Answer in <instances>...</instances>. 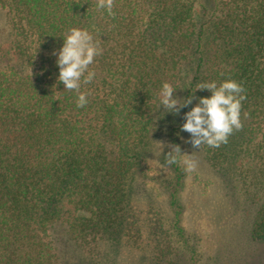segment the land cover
<instances>
[{"label":"trees","instance_id":"obj_1","mask_svg":"<svg viewBox=\"0 0 264 264\" xmlns=\"http://www.w3.org/2000/svg\"><path fill=\"white\" fill-rule=\"evenodd\" d=\"M135 1L114 0L108 16L96 0H0V264H60L50 240L61 235L81 245L118 238L151 143L164 129L177 145L192 106L159 117L163 82L188 87L178 97L212 80L242 85L240 129L202 147L225 173L238 157L258 158L253 177L264 189V0ZM70 27L88 29L102 50L83 108L54 63ZM252 234L264 239V201ZM166 252L156 264H172Z\"/></svg>","mask_w":264,"mask_h":264},{"label":"rangeland","instance_id":"obj_2","mask_svg":"<svg viewBox=\"0 0 264 264\" xmlns=\"http://www.w3.org/2000/svg\"><path fill=\"white\" fill-rule=\"evenodd\" d=\"M166 132H158L141 162L118 238L104 237L81 245L68 235L53 237L50 241L58 263L156 264L162 248L170 252L165 260L172 264H264V239L252 234L264 201V189H258L253 177L260 170L258 158L238 157L235 173L221 172L206 159L202 145L194 149L178 137L182 153L175 171L164 163V153L172 144ZM179 133L180 137L189 136ZM255 135L252 142L261 136ZM185 159L194 163L191 171L186 169ZM241 167L253 172L240 173ZM177 175H181L178 182ZM175 225L181 228L182 237Z\"/></svg>","mask_w":264,"mask_h":264},{"label":"clouds","instance_id":"obj_3","mask_svg":"<svg viewBox=\"0 0 264 264\" xmlns=\"http://www.w3.org/2000/svg\"><path fill=\"white\" fill-rule=\"evenodd\" d=\"M95 7L103 10L108 16H113L114 0H96ZM99 41L86 28L70 27L62 37V45L53 52L55 65L58 68L57 81L62 83L63 89L76 93V107L83 108L88 103L87 93L81 91L82 85L89 84L95 77V72L89 70L96 57L101 54ZM188 83H192L189 79ZM177 89L168 82H163L160 88L157 109L162 108L165 114L179 115L182 108L192 106L183 113V122L179 124L180 132H187V138L180 137L194 149L201 145L209 148L219 147L226 143L234 130L241 127V102L245 99L242 85L234 79L228 78L220 81L215 80L200 83L191 90L204 89L210 95L196 98L192 102V95L178 97L174 93ZM189 90V89H188ZM164 145H161L160 151ZM169 151L164 153L167 165L177 163L178 156L182 153L176 144H170ZM188 171L194 167V163L184 160Z\"/></svg>","mask_w":264,"mask_h":264}]
</instances>
